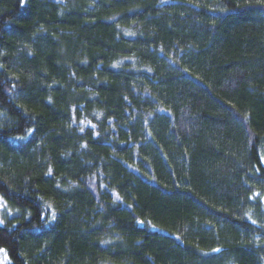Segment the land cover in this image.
Listing matches in <instances>:
<instances>
[{
  "label": "trees",
  "instance_id": "16d2710c",
  "mask_svg": "<svg viewBox=\"0 0 264 264\" xmlns=\"http://www.w3.org/2000/svg\"><path fill=\"white\" fill-rule=\"evenodd\" d=\"M264 0H0L7 264H264Z\"/></svg>",
  "mask_w": 264,
  "mask_h": 264
},
{
  "label": "rangeland",
  "instance_id": "374dc122",
  "mask_svg": "<svg viewBox=\"0 0 264 264\" xmlns=\"http://www.w3.org/2000/svg\"><path fill=\"white\" fill-rule=\"evenodd\" d=\"M262 162L264 165V151L262 154ZM11 213L12 212L6 207L5 201L0 197V224L3 223L5 217ZM7 263L8 262L5 255L3 254V252H0V264H7Z\"/></svg>",
  "mask_w": 264,
  "mask_h": 264
}]
</instances>
